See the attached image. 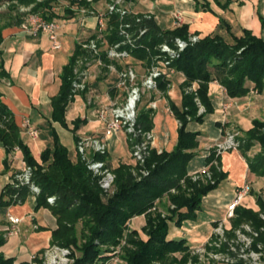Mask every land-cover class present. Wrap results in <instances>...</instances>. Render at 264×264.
I'll use <instances>...</instances> for the list:
<instances>
[{"label":"trees","instance_id":"trees-1","mask_svg":"<svg viewBox=\"0 0 264 264\" xmlns=\"http://www.w3.org/2000/svg\"><path fill=\"white\" fill-rule=\"evenodd\" d=\"M103 1L107 0H93L96 4ZM6 3L36 4L35 14L49 22L72 20L83 7L93 10L92 4L87 0H0L1 5ZM59 6H62L60 12L53 10ZM144 15L149 14H142V17ZM23 23L24 21H16L19 26ZM115 26L111 20L107 35L110 43L121 40ZM141 27L147 28L148 32L140 41L142 49L134 50L133 55L149 66L154 57L161 55L159 46H173L177 39L188 41L190 36L188 25L163 30L152 16L150 19H143ZM1 32L2 30L0 41ZM83 52L86 51L82 47L77 48L74 58L65 69L60 95L53 102L54 120L60 121L64 126L66 109L73 98L75 63ZM170 69L181 72L186 77L183 110L172 109L180 124L178 144L171 152L163 151L159 154L157 150H152L144 165L146 174H136L135 169L138 170L139 165L133 168L121 164L114 169L117 189L110 196L100 188L98 179L90 173L81 156L77 162H73L68 149L56 136L54 150L45 151L42 162L39 163L22 141L13 114L0 100V119L8 120L2 122L0 142L9 154L16 147L20 148L24 163L32 168L31 183L40 190L35 196V210L48 209L56 219L57 228L52 232V244L61 247L77 245L78 222H83L81 234L84 229L90 232L88 242L81 248L82 254L74 264L107 263L109 258L102 255L108 253L110 247L118 245L124 237L128 243L124 256L126 264H186L185 259H179L175 255L194 250L186 239L169 238L170 223L180 228L184 222L195 220L197 212L201 210L203 198L218 187L224 175L219 171V166L213 165L216 158L212 150L206 158V166H209L214 183L209 180H192L188 174V165L196 156L194 151L199 147V133L188 132L187 127L191 121L203 122L205 117L214 113L208 97L209 84L212 82H218L232 99L247 97L251 91L264 93V40L254 36L249 30H245L242 37L235 38L234 43H228L218 35L207 36L189 44L179 58L171 63ZM195 82L199 83L198 90L187 92ZM168 85L167 79H160L158 89L166 91ZM198 102L205 110L202 114H199ZM152 113L151 108L139 111L138 127L144 132L152 130ZM79 124L78 122L76 127ZM261 128L264 129V122L254 120L252 128L244 132L245 138L240 141L239 151L245 157L250 172L264 177V130ZM256 146H259V152L253 157L248 156ZM219 158L216 159L218 165ZM94 159L106 161L107 155H96ZM183 183L187 184L191 195L188 198L184 195L171 197L176 208L171 216L153 218L152 211L156 209L157 201L172 191L181 192ZM32 195L29 185L16 188L13 180L3 189L0 205L9 207L23 204ZM52 197L55 202L50 204L48 199ZM138 216L146 218L144 232L147 240H143L138 231L130 227L133 218ZM232 222V229L250 223L258 233L253 248L261 244L264 246V231H261L264 221L260 213L237 208L236 219ZM3 242L0 237V246ZM223 249L227 252L228 247L224 246ZM262 250L264 253V248ZM231 255L235 256L233 253ZM196 262L197 260L194 261ZM243 263L244 261L238 262ZM0 264L15 262L13 258L0 255Z\"/></svg>","mask_w":264,"mask_h":264},{"label":"crops","instance_id":"crops-1","mask_svg":"<svg viewBox=\"0 0 264 264\" xmlns=\"http://www.w3.org/2000/svg\"><path fill=\"white\" fill-rule=\"evenodd\" d=\"M154 1L156 3L155 12L172 16L175 22V16L181 14L184 24L189 26V34L200 39L218 35L226 42L234 43L235 38L242 37L244 31L249 30L254 36L264 40V0ZM81 11L85 10L81 9L78 12ZM96 11L101 10L97 8ZM140 14L151 15L159 27L165 30L159 23L158 15L150 11ZM79 20L84 25L89 22L96 24L94 17L84 20L77 16L72 20H63L59 32L61 33L69 22ZM24 26H26L24 23L20 26L8 24L1 32L0 100L13 114L22 141L39 163L42 162V154L45 151L54 150L55 136L68 149L70 159L77 162L80 156L76 148L77 143L85 138H102L105 134L106 125L98 119L97 109L108 108L113 104L119 105L124 101L126 92L119 87L120 76L117 72L110 71L106 65H97L89 53L83 52L75 63L74 80L75 69L86 71V87L76 92L73 91V98L66 109V125L64 126L60 121L54 120L53 102L60 95L65 69L70 65L77 48L81 47L84 42L97 38V30L90 37H82L80 34L75 40L72 51L65 55L61 53L62 49L57 51L52 48V42L47 33L32 36L27 33ZM175 28L177 27L174 24L172 29ZM87 61L91 65L85 63ZM108 62L105 61L106 64ZM140 63L142 64L139 71L142 75L141 71L144 67L146 68V63L141 60ZM167 80L169 85L166 91L160 93L158 90L160 96L152 101L151 107L154 105L156 107L151 108L153 112L151 122L155 135V150L163 149L171 152L178 144L180 129L179 121L172 109L183 110V86L186 77L181 72L171 70L167 72ZM192 87L198 90L199 83H193ZM255 92L251 91L244 98L232 99L218 82L209 84L208 97L214 113L205 117L203 122L191 121L187 127L188 132L199 133V147L194 151L196 156L188 165L189 176L206 167L207 156L215 148L217 142L223 138L226 131L237 129L240 134H244L252 128L250 121L245 122L244 116L248 115L250 118L257 116L258 107L250 104L252 102L250 99H253L251 95ZM256 94L261 99L259 96L263 94L257 92ZM147 108L148 106L143 109ZM24 118H28L38 131L36 139L30 136L28 129L24 126ZM254 120L256 119H252ZM257 120L264 121L263 119ZM78 122L79 127H76ZM244 123L245 129L242 126ZM121 132L108 141L106 162L112 170L118 168L122 161L118 160V165L114 166L109 145L120 140ZM74 152L76 157H74ZM23 158L20 148L16 147L9 154L0 142V197L5 186L11 183L23 169ZM218 166L224 178L215 190L203 198L202 207L197 212L195 222L192 225L190 221L183 223L182 227L185 226V231L177 228L174 223H170L174 225L173 230L169 226L170 239H181L178 238L181 236L182 239L188 241V236L196 232L195 237L203 238V242L196 246L188 242L195 250L204 246L211 238L218 223L223 222L227 228H231V222L227 218L228 206L238 190L246 185L250 187V192L243 197L238 208L264 213V177L250 172L247 161L240 151L224 152L219 158ZM29 198L23 204L9 207L0 205V237L4 240L0 246V252L6 258H13L15 264L30 263L31 254L47 247L52 238V232L57 228L56 219L51 212L45 208L36 211V198L32 202ZM204 204L223 211V217L212 215L202 219L200 216L201 211H204ZM224 211H227L226 215ZM10 215L22 219L16 226L17 234L8 235V230L12 227L8 220Z\"/></svg>","mask_w":264,"mask_h":264},{"label":"built area","instance_id":"built-area-1","mask_svg":"<svg viewBox=\"0 0 264 264\" xmlns=\"http://www.w3.org/2000/svg\"><path fill=\"white\" fill-rule=\"evenodd\" d=\"M89 1L92 2V0ZM124 3V0H112L107 5L106 11H91L96 19L98 37L88 40L81 46L84 51L91 55L97 65H106L110 71L119 74V87L123 88L126 92V97L123 103L119 105L113 104L108 108L101 107L97 109L96 112L98 119L106 125L104 136L102 138L90 137L81 139L76 146L79 155L85 162L93 177L98 179L99 186L104 193L111 191L115 176L111 172L106 161L96 160L94 157L96 155L106 156L108 154V141L110 138L124 130L128 135L133 157L138 160L139 165H145L150 153L152 150H155L156 146L154 133L152 131L144 132L138 127V104L141 101L142 92L146 90L157 91L159 80L163 78L167 79V72L171 71V63L179 58L180 54L185 51L189 44H194L200 40L199 37L190 35L188 41L177 39L173 46L167 44L159 46L158 49L160 50L161 55L153 58L147 74H145L143 78H140L135 70L129 68V64H127V68L121 64H126L129 59L134 57V50L142 49V43L140 41L147 34L148 29L142 28L141 24L143 19H150L151 16L144 15L142 17V15L134 13L130 7L127 8ZM113 17H116L118 20L117 32L121 40L116 43H110L106 38L103 43H100L99 38L104 34H108ZM175 20V26L177 28L184 25V19L181 14H177ZM29 23V25L24 26L26 31L31 30L35 35H38L39 33H47L52 42V48L57 51L61 50V43L59 42L58 36L60 30L59 24L47 22L40 16L32 17ZM104 44L107 46L103 48L105 50H102L101 46H104ZM105 61H109V63L106 64ZM85 82L86 71L75 69L73 91L76 92L77 90L85 89ZM189 91H194V88H189L187 92ZM153 107L155 108L156 106L154 105ZM203 112L204 111H201V113ZM23 122L24 126L28 129L30 136L36 139L38 137V131L32 126L31 121L28 118H24ZM239 146L240 143L235 140L234 136L228 135L217 142L215 150L218 155H220L228 150L236 151L239 149ZM157 151L161 154L164 150ZM142 174H146V172L143 171ZM31 176L32 168L24 163L23 169L14 178V186L19 188L21 186L29 185L32 194L36 196L39 194L40 190L31 183ZM204 176L207 180L212 179L209 166H206L198 173L191 175L192 179L195 181ZM249 192L250 187L248 185L238 190L233 201L228 206V219L235 216L236 208L240 205L243 197ZM48 202L53 204L55 198H49ZM261 218L264 220V215H261ZM8 220L12 224V227L8 230V235L17 234L18 230L16 226L22 221V219L10 215ZM223 224V222L218 224L219 226L217 229L222 227ZM217 229H214V231ZM242 235H249L250 239L253 238L252 240L258 237V233L250 226L245 227V231ZM252 240L250 246L253 244ZM226 243L228 246L227 252L229 253L227 254L229 256H226L227 258L225 259V262H233L234 260H237L238 262L244 261L242 260L244 256L240 255L237 250L233 248V244H231L232 242ZM232 253L235 256H232ZM67 254L68 250L66 249L48 246L46 253L44 254L46 261L45 264H68L67 262L69 261V258ZM253 255L256 257L254 261H258L259 253L254 251ZM35 258L36 256L32 255L31 259L33 260ZM237 261L236 263L238 264ZM243 264H246V261H244Z\"/></svg>","mask_w":264,"mask_h":264},{"label":"rangeland","instance_id":"rangeland-1","mask_svg":"<svg viewBox=\"0 0 264 264\" xmlns=\"http://www.w3.org/2000/svg\"><path fill=\"white\" fill-rule=\"evenodd\" d=\"M39 1H42V0H39ZM111 1L112 0H107V1H103V2L96 4L93 2V0H92V2L87 0V2L89 4H92V6L95 10L94 9L93 10H90V9L86 10L85 7H83L82 10H85V11H81L82 13L76 12V13H80V14H77L76 17L77 16H78V18L81 17L84 20H86V18H88V17H94L92 15L91 11L96 12L97 8H99L101 10L100 12H104V11H106L107 5ZM124 2H125L124 5L127 8L130 7L131 10L134 11V13H136V14L142 13L145 11H150V12H152V14L158 15L159 23L161 24V26L165 30H172V27L175 24L174 18L172 16L167 15V14H163V13L159 14L158 12H155L156 3L154 0H135L134 3H131V2L124 0ZM35 8H36V4H31V5H24V4H18V3H13V4L12 3H6V4H2V5L0 4V31L2 30L3 27H5L8 24H16L17 20L18 21H24L25 25H29L30 19L32 17L39 16V15L35 14V13H37ZM54 9L56 12H58V11L60 12V9H62V6L61 7L59 6L57 8H53V10ZM61 13H63V12H61ZM113 19H112V21L115 23V25H116L115 27L118 28L117 18L113 17ZM59 21H61V22H59ZM47 22H49V21H47ZM51 22L57 23L61 26V23L63 22V20H57V21H51ZM96 30L97 29H96L95 23L89 22V24L84 25V23L81 20L75 21V22L74 21L69 22V24H66L65 29L61 33L58 32L59 42L61 43V49H62L61 53L68 55L72 51V48L74 47V44H75V40L80 34L82 37H84V36L90 37L96 33ZM27 33L32 35V36L33 35L35 36V34L31 32V30H28ZM107 35L108 34H104L103 36H101L99 38L100 43H103V41H105V39L108 38ZM105 46H107V45L104 44V46L103 45L101 46L102 50H105V49H103ZM128 62L126 64L123 63L121 65H123V66H125V68H127L128 67L127 64H129V68H132L133 70H135L138 73L140 78L141 77L143 78V76L145 74H147L148 69H149L148 64H146V68L144 67V70L141 71L142 72V75H141L139 70H141L140 65L142 63H140V60L133 57V58L129 59ZM85 63H87L88 65H91L90 62H88V61ZM85 63H82V64H85ZM122 68H124V67H122ZM158 90L157 91L156 90H146V91L142 92V98H141L140 103L138 104V115H139V111L142 110L143 108L147 107V106H148V108H153V106L151 107L152 101H154L158 96H160V93H162L161 90H159L160 93H158ZM251 96H252L251 98H253V99H250V101H252V102H250V104H255V107H258L257 109H258L259 114L257 113L256 114L257 116H254V118H250L248 115H245L244 118L246 120L245 122L250 121L251 125L253 126L252 119H263L264 120V93H263V95L259 96V97H261V99L257 97L256 92L254 93V95H251ZM254 97L256 98V100ZM257 100H259V101H257ZM260 100H263V101H260ZM198 105L200 106L199 102H198ZM153 109H155V108H153ZM200 109L201 110H199V114H202L201 111H205V110L201 106H200ZM76 111L78 112V109ZM3 120L0 119V128L1 129L3 128L2 122H8V120L6 118H4ZM262 122H264V121H262ZM244 125H245V123L242 125L243 129H245ZM261 129L264 130L263 128H261ZM228 135L234 136L235 140L239 143L242 139L245 138L244 134H242V133L240 134L237 129H231L230 131H226V133H224L223 137L225 138ZM119 136H120L119 141H116L112 145L111 144L109 145L110 152H112L111 158H112V162H113L114 166H117L118 160H121L123 165L131 166L133 168L138 167L139 162L135 157H133V154H132L131 148H130V144L128 142L129 138H128L127 133L124 130H122V132L120 133ZM213 150H214L215 158L217 160L224 153L223 152L222 154L218 155L215 148ZM228 151H233V150H228ZM236 151H239V149ZM258 152H259V146H256L251 152L248 153V156L253 157ZM75 154L76 153L74 152V157H76ZM216 159H215V162L213 163L214 166H218V162ZM109 168L111 169V167H109ZM143 171H147V170H145V168H144V166H142V164L139 165L138 170L135 169L136 174H139V173L142 174ZM111 172L114 174L115 180H114V183L112 185L111 191H109L107 193L108 196L112 195L117 189L116 188V179H117L116 175L112 169H111ZM204 179H206L205 176L200 178V179H197L196 181L193 179L192 180L194 182H197V181L206 182V181H204ZM209 181L214 183L212 181V179ZM186 186H187V184L183 183V188H182L181 192L172 191L170 194H166L162 199L157 201L156 209L154 208L152 211L153 218H155V216H160V218H169L171 216V214L173 213V211L176 210L175 205H173V202L171 200V197L178 196V195H184L185 198H188L191 195V191H189ZM235 196L236 195H234V197ZM34 198H35L34 195L30 196L29 201L32 202V200ZM237 208H236V210H237ZM203 210L204 211H201V216H200L202 219H204L208 216H212V215H215L216 217H220V218L223 217V211L217 210V208L215 209L214 207L208 206L206 204H204ZM236 210H235V216L233 218L228 219L231 222V228H227L226 225L223 224L222 227L217 229V227L219 226V225H217L214 228V229H217V230H215L216 232L213 231L211 238L205 243V245L203 247L201 246L200 249L197 248L195 250H190L188 253H178L175 256L178 257L179 259H181V258L185 259L186 264H237L236 263L237 260H234L233 262L232 261L231 262H225V259L227 258L226 256H229L228 255L229 253L224 251L223 248H224V246H227L226 242H228V243L232 242L231 244H233V248H235L240 255L244 256V258H242V257L241 258H242V260L246 261V264H264V253L262 250L264 248V246L261 244V245L257 246V248H253V244L250 246L251 240L253 238L250 239L249 235H246V236L242 235L243 232L245 231L246 226H250L251 228H253V226L250 223H244V224L240 225L239 227L232 229V223H233L232 221L236 219ZM224 214L226 215L227 211H224ZM261 215H264V213H261L260 217H261ZM193 222H195V221L191 220L189 223L192 225ZM145 224H146V218L144 216L135 217V218H133V220L130 223L131 229L138 231L140 237L143 240H147V235L144 232ZM218 224H220V223H218ZM170 227L173 230L174 225L170 224ZM76 229L78 231L77 245H69L68 247H61V246H58L56 244H52L51 240H50L49 245H48V246H54V247H58L60 249L62 248V249L68 250V254H67V256L69 258V261L67 262L68 264H74L75 260L81 256V254H82L81 248L84 247L85 244H87L88 237L90 235V232L88 231V229H84V232L81 234V230L83 229V222H78L76 225ZM179 229H182V231L186 230L185 226L180 227ZM261 231H264V228L261 229ZM195 235H197L196 232L194 234H190L188 236V242L192 246H196L197 244H201L203 242V238L195 237ZM169 237L171 238L170 232H169ZM178 238L182 239L183 237L178 236ZM255 239L252 240V242H254ZM20 241H22V240L20 239ZM48 246L42 250H39L37 252H33L31 254V258H32V255H35L36 258L33 260L31 259L29 264H45L46 261H45V255L44 254L46 253V249L48 248ZM127 246H128V243L126 241V237H124L122 240L119 241L118 245L110 247L109 252L104 253L102 255V256L109 258V261L105 264H126L124 256H126L125 248ZM19 247H20V245H19ZM254 251L259 253L258 261H254L256 258L255 255H253ZM0 255H4V254L2 252H0ZM195 260H197L196 263H194ZM96 264H101V262L100 263L98 262Z\"/></svg>","mask_w":264,"mask_h":264}]
</instances>
